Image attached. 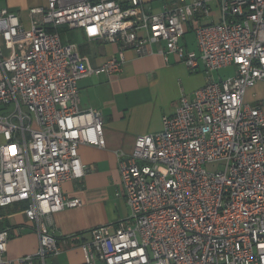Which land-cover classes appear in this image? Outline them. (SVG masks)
<instances>
[{
	"label": "built area",
	"instance_id": "obj_1",
	"mask_svg": "<svg viewBox=\"0 0 264 264\" xmlns=\"http://www.w3.org/2000/svg\"><path fill=\"white\" fill-rule=\"evenodd\" d=\"M2 1L0 207L24 202L38 248L6 258L1 228L0 264H50L53 214L82 203L61 184L85 173L78 146L105 139L101 112L80 108L79 79L116 73L126 48L146 54L159 43L165 60L173 54L191 70L202 62L206 82L121 156L116 194L130 213L88 230L84 263L264 264V113L243 100L264 81V0H46L29 8V26ZM59 26L116 43L118 54L87 65ZM190 30L196 50L181 42ZM228 66L230 75L214 76Z\"/></svg>",
	"mask_w": 264,
	"mask_h": 264
},
{
	"label": "crops",
	"instance_id": "obj_2",
	"mask_svg": "<svg viewBox=\"0 0 264 264\" xmlns=\"http://www.w3.org/2000/svg\"><path fill=\"white\" fill-rule=\"evenodd\" d=\"M2 2L24 26H29V8L44 5L46 0ZM154 2L158 5H153ZM150 4L155 10L159 9V1ZM57 30L62 42L77 45L87 65L98 66L118 54L116 43L103 38L88 40L80 28L59 26ZM73 31L78 35L71 34ZM186 33L182 44L196 50L194 36L187 39ZM161 44H152V53L146 54L128 47L123 51L124 60L118 72L86 75L79 79L80 108L93 107L101 112L105 145L78 146L85 173L79 179L64 181L61 190L64 196L78 197L82 203L53 214L49 230L57 238L59 253L48 258L50 264H85L79 242L88 238V230L129 215L124 196L116 194L122 189L119 159L132 151L136 136L162 129V116L174 113L182 95L190 97L206 82L202 62L191 70L173 54L165 60L157 52ZM228 67L233 71V66ZM219 71L214 73L215 77L221 76ZM243 100L260 105L264 113V81L248 88ZM4 227L9 229L6 258L13 259L37 250V234L25 216L24 202L0 207V229Z\"/></svg>",
	"mask_w": 264,
	"mask_h": 264
},
{
	"label": "rangeland",
	"instance_id": "obj_3",
	"mask_svg": "<svg viewBox=\"0 0 264 264\" xmlns=\"http://www.w3.org/2000/svg\"><path fill=\"white\" fill-rule=\"evenodd\" d=\"M153 5H158L157 3H152ZM212 15H214V18L216 19L217 18V15H216V13L214 12V14L212 13ZM210 20V18L209 17H207V16H204V17H201L200 18V21L201 22H208ZM71 34H73V35H78V32L77 31H73ZM193 32L190 30V31H188L187 33H186V38L187 39H192L193 38ZM79 39V38H78ZM222 77H225V76H228V75H230L231 73H232V69L230 68V67H228V68H224V69H221L219 72H218ZM217 74V73H216ZM217 77V76H216ZM209 167L211 166V165H208ZM221 165L219 164V165H217L216 167H220Z\"/></svg>",
	"mask_w": 264,
	"mask_h": 264
},
{
	"label": "trees",
	"instance_id": "obj_4",
	"mask_svg": "<svg viewBox=\"0 0 264 264\" xmlns=\"http://www.w3.org/2000/svg\"><path fill=\"white\" fill-rule=\"evenodd\" d=\"M24 206H25V204H24Z\"/></svg>",
	"mask_w": 264,
	"mask_h": 264
}]
</instances>
